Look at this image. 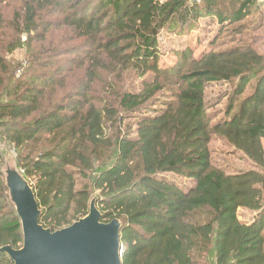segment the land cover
Instances as JSON below:
<instances>
[{"label": "trees", "instance_id": "1", "mask_svg": "<svg viewBox=\"0 0 264 264\" xmlns=\"http://www.w3.org/2000/svg\"><path fill=\"white\" fill-rule=\"evenodd\" d=\"M263 5L21 0L12 20L0 14V44L12 30L6 53L21 49L26 58L15 65L0 56V138L33 190L39 224L66 228L94 200L102 223H121V264H264V56L238 44L200 58L185 49L172 67L159 64L162 32L210 18L240 35ZM140 17L149 18L143 30ZM54 25L68 32L62 49L44 43ZM127 73L144 78L139 90L122 88ZM98 84L105 97L90 95ZM221 84L228 89L209 98L207 89ZM214 136L253 168L230 174L215 166ZM3 163L0 152V248L18 249ZM239 210L252 220L242 223ZM0 264L12 262L0 253Z\"/></svg>", "mask_w": 264, "mask_h": 264}, {"label": "rangeland", "instance_id": "2", "mask_svg": "<svg viewBox=\"0 0 264 264\" xmlns=\"http://www.w3.org/2000/svg\"><path fill=\"white\" fill-rule=\"evenodd\" d=\"M20 1L21 0H0V14L5 18L6 21L12 20V11L19 9ZM259 13L260 15H257L255 20H253V24H250V18L245 20L244 23H246V25H250L249 28L251 30H248L247 32H244L240 35H236L233 32L234 29L232 26H228L227 24L221 26L215 20L210 18L199 20L197 27L194 29H187L185 27L183 30L178 28L175 30V32H168V34L162 32L159 38V47L162 53L159 63L160 67H172L177 60L175 53L185 49H190L192 51L193 57L200 58L201 56L208 54L210 51L219 52L224 51L234 45L245 44L252 47L258 54L264 56V5L260 7ZM54 19L55 18L52 17L51 20ZM148 24L149 18L140 17L136 25L139 30H143ZM12 36V30H5L3 44H0V56H5L8 64L19 65L24 61L25 58L23 50L17 49L11 54L6 53L7 44L10 42ZM67 37L68 32L65 30V28L54 25L48 32L44 43L45 45L51 43L53 48L62 49V47L66 44L60 43L67 39ZM24 39L25 38L22 36L21 40L24 41ZM108 39H110L109 36H100V41L104 42ZM58 65L59 64H57V66ZM81 76L82 70L79 69L74 77L71 78L72 82H75L78 80V78H81ZM99 79H108V77L101 76ZM143 80L144 78L136 79L132 73H127L122 83V88L130 89L131 85L133 84L137 88V91L141 88ZM120 86L121 85H119V87ZM227 89V86L222 84L213 85L207 89V96H209V98H214L219 94H222ZM106 93L108 92L103 90L102 84L92 86L90 90V95L93 97H97L99 95L101 97H105ZM222 107L223 103L222 105L213 108V110H210V113L219 114L220 112L218 110ZM262 146L264 150V142H262ZM209 149L211 151L212 162L214 165L220 169H223L226 173L235 174L253 168L252 164L242 154L235 151L221 138L214 136L209 144ZM0 152L4 157L2 169L4 168L5 164L14 165L13 149L2 139V137L0 138ZM178 182L185 183L187 181L181 179L178 180ZM237 216L242 223H249L253 218V214L246 210H239L237 212Z\"/></svg>", "mask_w": 264, "mask_h": 264}, {"label": "water", "instance_id": "3", "mask_svg": "<svg viewBox=\"0 0 264 264\" xmlns=\"http://www.w3.org/2000/svg\"><path fill=\"white\" fill-rule=\"evenodd\" d=\"M1 172L22 235L20 248H0L12 264H121V223H102L94 200L85 217L52 232L39 224L41 211L33 190L16 167L5 164Z\"/></svg>", "mask_w": 264, "mask_h": 264}]
</instances>
